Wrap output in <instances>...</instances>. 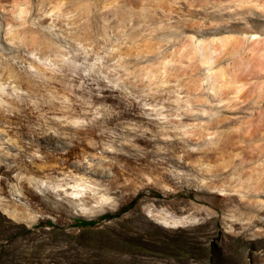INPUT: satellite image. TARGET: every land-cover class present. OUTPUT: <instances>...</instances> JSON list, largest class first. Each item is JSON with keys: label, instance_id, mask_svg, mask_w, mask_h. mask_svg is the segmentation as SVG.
<instances>
[{"label": "rangeland", "instance_id": "rangeland-1", "mask_svg": "<svg viewBox=\"0 0 264 264\" xmlns=\"http://www.w3.org/2000/svg\"><path fill=\"white\" fill-rule=\"evenodd\" d=\"M0 264H264V0H0Z\"/></svg>", "mask_w": 264, "mask_h": 264}, {"label": "trees", "instance_id": "trees-1", "mask_svg": "<svg viewBox=\"0 0 264 264\" xmlns=\"http://www.w3.org/2000/svg\"><path fill=\"white\" fill-rule=\"evenodd\" d=\"M141 116H144L141 113ZM128 132L131 134V138L126 142H121L120 147L114 150V156L118 155L125 159L128 165H123V173L125 174V179L132 180L135 177H139L142 171H156L162 178H168L172 181H179L178 179L171 178L169 172L173 170H178V167L184 166L182 161H180L173 152L167 148H163L160 145L154 146L156 142L162 141L159 135L152 134L151 131H146L144 133L137 132L129 129ZM138 142H143L150 145L149 149L143 148L136 150V144ZM122 149H126L123 151ZM171 163V165L169 164ZM101 177V176H100ZM119 179V178H118ZM104 178H101V181ZM107 186L104 188L105 191L109 193H117L118 190L122 189V184L117 183V175L111 174L107 175L105 178ZM93 200V198H88ZM121 212H111L102 213L97 218H112L120 215ZM97 218H80L77 217L75 222L81 226L87 227L92 226L96 223Z\"/></svg>", "mask_w": 264, "mask_h": 264}, {"label": "clouds", "instance_id": "clouds-1", "mask_svg": "<svg viewBox=\"0 0 264 264\" xmlns=\"http://www.w3.org/2000/svg\"><path fill=\"white\" fill-rule=\"evenodd\" d=\"M192 223H197V221L194 219L193 221H192ZM165 226H169V225H165ZM171 226H175V225H171Z\"/></svg>", "mask_w": 264, "mask_h": 264}]
</instances>
